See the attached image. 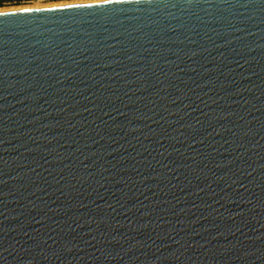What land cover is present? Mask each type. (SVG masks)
Here are the masks:
<instances>
[{
	"label": "water",
	"instance_id": "water-1",
	"mask_svg": "<svg viewBox=\"0 0 264 264\" xmlns=\"http://www.w3.org/2000/svg\"><path fill=\"white\" fill-rule=\"evenodd\" d=\"M62 5L0 15V264H264V0Z\"/></svg>",
	"mask_w": 264,
	"mask_h": 264
},
{
	"label": "snow or ice",
	"instance_id": "snow-or-ice-1",
	"mask_svg": "<svg viewBox=\"0 0 264 264\" xmlns=\"http://www.w3.org/2000/svg\"><path fill=\"white\" fill-rule=\"evenodd\" d=\"M13 3H16L20 5L15 11H5V12H0V15H17V14H27L31 12H40V11H56V7H31L27 6L35 2V0H12ZM101 2H108V0H101ZM73 5H61L60 7H71ZM75 6H82V7H93V4L91 3H86L83 5H75Z\"/></svg>",
	"mask_w": 264,
	"mask_h": 264
},
{
	"label": "rangeland",
	"instance_id": "rangeland-1",
	"mask_svg": "<svg viewBox=\"0 0 264 264\" xmlns=\"http://www.w3.org/2000/svg\"><path fill=\"white\" fill-rule=\"evenodd\" d=\"M58 2L60 3V2H67V1L66 0H64V1H59V0H40L39 5L51 4V3H58ZM8 4H9V8H12V7H20V5H18L16 3H13V2H9ZM35 5L37 6V4L32 3V4L27 5V6H35Z\"/></svg>",
	"mask_w": 264,
	"mask_h": 264
},
{
	"label": "bare ground",
	"instance_id": "bare-ground-1",
	"mask_svg": "<svg viewBox=\"0 0 264 264\" xmlns=\"http://www.w3.org/2000/svg\"><path fill=\"white\" fill-rule=\"evenodd\" d=\"M87 1H93V0H82V1H74V2H58V3H51V4H44V5H35V6H31V7H45V6H54V5H62V4H68V3H77V2H87ZM18 7H12V8H9V10H15L17 9Z\"/></svg>",
	"mask_w": 264,
	"mask_h": 264
},
{
	"label": "clouds",
	"instance_id": "clouds-1",
	"mask_svg": "<svg viewBox=\"0 0 264 264\" xmlns=\"http://www.w3.org/2000/svg\"><path fill=\"white\" fill-rule=\"evenodd\" d=\"M35 4L39 5L40 0H35ZM9 10V4L7 3V0H0V11H7Z\"/></svg>",
	"mask_w": 264,
	"mask_h": 264
},
{
	"label": "trees",
	"instance_id": "trees-1",
	"mask_svg": "<svg viewBox=\"0 0 264 264\" xmlns=\"http://www.w3.org/2000/svg\"><path fill=\"white\" fill-rule=\"evenodd\" d=\"M59 1H64V0H59ZM69 1V0H66ZM12 2V0H7V3Z\"/></svg>",
	"mask_w": 264,
	"mask_h": 264
}]
</instances>
